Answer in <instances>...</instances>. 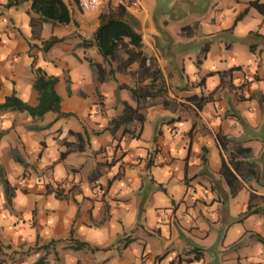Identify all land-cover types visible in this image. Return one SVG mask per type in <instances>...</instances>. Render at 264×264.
<instances>
[{
  "label": "crops",
  "instance_id": "obj_1",
  "mask_svg": "<svg viewBox=\"0 0 264 264\" xmlns=\"http://www.w3.org/2000/svg\"><path fill=\"white\" fill-rule=\"evenodd\" d=\"M248 1L180 0L170 17L144 0L126 8L177 104L155 100L133 137L107 130L122 102L135 105L131 75L81 44L100 12L69 8V24L44 22L33 38L31 0L9 8L0 0V103L15 91L36 105L34 59L59 77L60 110L72 113L50 111L33 122L0 110V264H171L179 256L186 264H264V212L244 217L250 194L253 208L263 204V178H239L231 195L219 173L233 142L223 147L218 134L250 148L247 161L264 169V16ZM51 36L62 40L43 50ZM86 59L111 67L113 77L96 82ZM198 97L206 98L201 108ZM68 130L87 135L83 151L61 145L75 141ZM82 242L88 246L74 248Z\"/></svg>",
  "mask_w": 264,
  "mask_h": 264
},
{
  "label": "trees",
  "instance_id": "obj_2",
  "mask_svg": "<svg viewBox=\"0 0 264 264\" xmlns=\"http://www.w3.org/2000/svg\"><path fill=\"white\" fill-rule=\"evenodd\" d=\"M26 0H7L5 7L9 8L14 5H19ZM248 6L257 10L264 16V2L260 0H249ZM30 21L29 24L32 30V37L38 38L41 26L44 22L51 25H65L71 22V12L64 0H31L30 4ZM245 12L239 14L235 22L244 16ZM100 23L93 32L90 39L83 40V46L93 45L97 48L105 61H113L117 65L118 70H126L132 78V85L129 89L131 99L135 102L132 106L127 102H122V112L114 117H111L108 122L107 130L114 135L119 129L123 133H128L133 137H139L141 128L145 121L144 110L155 100L159 101L163 108L174 109L176 103L168 98L166 80L157 65V63L145 54L142 49V37L136 30V20L129 14L124 6H115L108 11H102L99 14ZM190 26H183L181 31L184 32L190 29ZM62 39L51 36L47 40L41 42L43 50H48L56 42ZM89 66L95 75L96 82H103L113 77L112 68H106L100 63L86 59ZM133 66H135L133 68ZM31 69L34 73L33 88L37 93L36 105H30L19 98L15 91L6 96L4 101L0 103L1 109H12L19 112H25L31 117L34 122L43 118L47 112H55L59 116H68L72 113H63L60 110L61 98L55 90V86L59 82L58 76L48 75L40 67H35L34 59L31 63ZM68 82V81H67ZM69 91V90H68ZM206 98L198 97L194 101L198 108H201ZM133 123L137 124L138 128L132 129ZM37 129V128H36ZM70 136L75 138V141H62L61 145L67 147V150L83 151L88 144L87 135H83L72 130L67 131ZM218 141L224 147L225 143L233 142V147L227 155V159H222L219 173L225 180L231 195L235 194L241 186V180H246L248 176H258L261 174L264 186V169L260 172L253 162L247 161L251 154L248 147H243L235 142L234 139L227 138L222 134L217 135ZM16 162L24 166L22 158L12 153ZM66 151L60 153V159L64 158ZM203 157V164L205 163ZM115 161L103 163L110 166ZM99 170L96 169L89 176V180L93 181L98 177ZM0 177L2 179V169L0 168ZM241 178V180L239 179ZM4 180V179H3ZM6 182V180H4ZM46 192L53 193L57 198H64L63 191L53 188L50 185H45ZM255 196L249 195V203L247 205L246 217L250 213L258 211L264 212V196L262 197L263 204L261 207L253 208L251 201ZM258 240L264 245V238L258 237ZM88 246L87 243H80L74 248ZM200 255L195 252L194 259H199ZM174 261L171 262L173 264ZM180 264H186L189 260L178 257Z\"/></svg>",
  "mask_w": 264,
  "mask_h": 264
},
{
  "label": "rangeland",
  "instance_id": "obj_3",
  "mask_svg": "<svg viewBox=\"0 0 264 264\" xmlns=\"http://www.w3.org/2000/svg\"><path fill=\"white\" fill-rule=\"evenodd\" d=\"M144 1L145 4H148V6H150V9L156 10V12L159 13L160 15H166L167 17H170L171 11L175 9L177 10L180 0H144ZM66 2L69 8L72 9V12H74V10L76 11L77 14H80L82 12V10L78 5V0H66ZM115 6H116L115 3L112 0H109L103 5H101L98 11L100 13L102 11H108L109 9ZM73 25L75 27V32H76V28H77L76 23L74 22Z\"/></svg>",
  "mask_w": 264,
  "mask_h": 264
},
{
  "label": "built area",
  "instance_id": "obj_4",
  "mask_svg": "<svg viewBox=\"0 0 264 264\" xmlns=\"http://www.w3.org/2000/svg\"><path fill=\"white\" fill-rule=\"evenodd\" d=\"M109 0H78V5L82 11L98 10L101 5ZM116 6H128L137 4V0H112ZM173 264H180L178 260H175Z\"/></svg>",
  "mask_w": 264,
  "mask_h": 264
}]
</instances>
